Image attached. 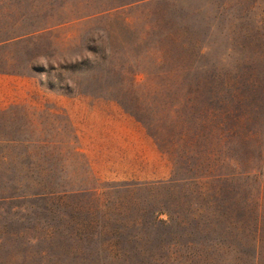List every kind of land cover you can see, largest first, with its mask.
<instances>
[{
    "label": "rangeland",
    "instance_id": "obj_1",
    "mask_svg": "<svg viewBox=\"0 0 264 264\" xmlns=\"http://www.w3.org/2000/svg\"><path fill=\"white\" fill-rule=\"evenodd\" d=\"M117 2L0 0V72L117 102L173 161V179L45 177L29 160H0V264H253L246 183L207 175L226 173L231 149L244 170L258 164L262 139L230 116L226 91L264 82V0H150L88 17ZM101 26L110 56L89 37ZM88 51L95 60L34 64Z\"/></svg>",
    "mask_w": 264,
    "mask_h": 264
},
{
    "label": "crops",
    "instance_id": "obj_2",
    "mask_svg": "<svg viewBox=\"0 0 264 264\" xmlns=\"http://www.w3.org/2000/svg\"><path fill=\"white\" fill-rule=\"evenodd\" d=\"M0 160H29L31 169L45 171L33 175L45 177L162 182L174 176L173 161L117 102L1 72Z\"/></svg>",
    "mask_w": 264,
    "mask_h": 264
},
{
    "label": "trees",
    "instance_id": "obj_3",
    "mask_svg": "<svg viewBox=\"0 0 264 264\" xmlns=\"http://www.w3.org/2000/svg\"><path fill=\"white\" fill-rule=\"evenodd\" d=\"M117 1L118 2L111 8L89 15L88 17L101 14L99 17L106 16L110 18L119 14L127 6L138 5L150 0ZM213 90L214 88L212 90L208 89V91L212 92ZM226 92L230 96L226 105L234 111H232L234 114L230 113V116L232 117L236 114L237 117L235 120L246 129L248 138L262 139L263 147L257 153L258 164L256 163L254 168H247V170H244L242 168L244 165L242 158H240L239 154H236V152L231 149L221 160V164H224L226 167V173L222 176L217 175L210 166L207 176L208 179L212 178L213 180H223L228 184V186L238 189L241 187L242 182L246 183L248 187V192L245 196L247 214L251 215L255 211L258 212V216H256V229L258 234V238L255 240L256 248L251 250L249 255L254 256L253 264H260L262 257L260 255L259 245L263 241L261 234L264 232V220L262 219L264 217V214L262 213L264 210V130L261 131L259 127L261 125L264 127V116L261 115V113H264V82H250V90L247 92L248 96H240L239 92L235 93V91L229 92L228 90ZM257 128H259V130H257ZM233 131L235 132V129H233ZM260 135H262V138H260ZM163 153L166 154L165 152ZM248 158L251 159L250 157ZM215 162L216 164L220 163V159H215ZM248 163H251L250 160ZM255 192H257V195H255Z\"/></svg>",
    "mask_w": 264,
    "mask_h": 264
},
{
    "label": "clouds",
    "instance_id": "obj_4",
    "mask_svg": "<svg viewBox=\"0 0 264 264\" xmlns=\"http://www.w3.org/2000/svg\"><path fill=\"white\" fill-rule=\"evenodd\" d=\"M89 37L93 38L96 41V43L106 51L108 56H110V54H111V36H110L109 31L106 28H104L102 26L94 28L90 32ZM84 57H88V58L95 60L94 54L89 52V51L87 52L86 56H83V57L73 56L70 59L66 58V57H62V56H48V55L42 54V55L35 58L34 64L42 65L45 68L49 67L50 65H53L58 69V68H60V65H62V64L75 63ZM67 82L74 87V85L69 80V78H68Z\"/></svg>",
    "mask_w": 264,
    "mask_h": 264
}]
</instances>
